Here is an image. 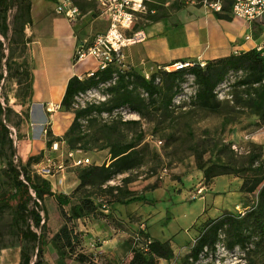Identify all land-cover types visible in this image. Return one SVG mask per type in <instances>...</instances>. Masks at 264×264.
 I'll return each mask as SVG.
<instances>
[{
	"label": "rangeland",
	"instance_id": "1",
	"mask_svg": "<svg viewBox=\"0 0 264 264\" xmlns=\"http://www.w3.org/2000/svg\"><path fill=\"white\" fill-rule=\"evenodd\" d=\"M24 1H30V4L33 2L34 30L30 22L24 26L23 36L12 37L13 43L9 46L13 52L11 62L19 64L22 58H25L28 67H32L34 76L38 78L47 70L42 64L46 50L51 46L49 36L42 35V11L50 9L52 15L61 16L55 13L54 7L63 0ZM75 1L83 18L80 20L79 16L70 24L90 41L105 28L100 23L98 11L93 4L84 0ZM191 5L200 6L178 0L168 7L159 6L157 15L160 19ZM17 13L16 8L8 13L10 24ZM222 15L232 18L229 11ZM77 21L81 22L77 24ZM152 21L147 15L138 17L134 28L144 29ZM174 29L171 27L172 32H175ZM249 29L252 36L251 46L264 47V26L255 23ZM8 36H11V32ZM0 40L5 43V49L2 51L5 57L9 53V42L1 35ZM33 41L35 42L32 46ZM53 42L52 45L55 46L57 41ZM169 43L171 50L167 57L174 54V47L181 46L178 36H170ZM145 48L144 42L129 48L137 55L136 63H131L129 58L123 57L122 51V58L116 63V69H119L117 71H134L145 79H149L152 73L163 71L162 66L157 67L154 62L138 61ZM47 52V66L50 72L58 63V58L55 57L56 50L48 49ZM4 60L3 58L0 62L3 75L6 73ZM199 61L205 62L200 59ZM83 63L81 65L86 68L95 67L90 58ZM246 77V72L228 73L215 89L219 106L213 110L201 108L195 103L194 79L185 70L178 81L180 88L167 110L163 109L162 95H156L143 117L123 106L113 110L111 115L93 112L92 118H81L76 129L79 137L74 146L82 151L83 157L89 159L87 165L108 163L110 146L134 143L136 151L140 152L139 165L129 172L114 176L107 184L121 186L140 198L124 204L113 203L109 202L112 200L111 196L101 193L96 187L77 188V176L84 166L66 167L63 172L47 176L52 192L66 195L69 205L60 207L50 196H44L42 200L46 211V264H79L73 261V253L76 252L85 254L91 264H126L130 258V249L141 247L143 240L137 236L138 231L149 232L153 239L159 241H169L173 256L166 260V264H264V236L256 233L250 237L244 248L236 246L229 250L225 248L224 233L220 232V240L214 251L207 249L196 262L187 257L204 227L205 220L224 212L242 216L256 203V192L243 193L239 188L242 182L240 177L251 179L252 175H259L264 178V167L256 171L258 163L264 160V84H244ZM25 83L26 81H23L18 86L13 79L0 81V101L5 97L12 110L7 123L11 138L15 142L14 156L10 159L20 161V157H23V163H26L29 157L35 159L26 166L29 175L35 178L38 174L34 161H42L44 156L53 155L46 147V141L51 139L60 142L64 139V133L72 123L73 112L65 111L61 106H54L52 103H42L44 111L36 110L35 106L26 100ZM114 83L115 77L85 93V96L80 97L81 100L74 97L73 108L80 109L91 104L110 105L115 93L108 89ZM136 93L147 100L141 89H137ZM129 120H137L139 124H121L122 121ZM17 121H20L18 126L15 125ZM101 147L104 148L100 149ZM61 149L66 150V145L61 144ZM250 151L260 155L251 168L244 162ZM234 154L240 161L235 165L237 176L227 174L206 182L196 168L197 158L225 165ZM7 159L6 152L0 162V195L12 190L11 180L6 174ZM56 159L60 160V157L57 156ZM127 176L131 181L123 186L121 180ZM153 185L156 187L151 188ZM85 197L95 203L96 215H86L75 221L69 220L67 213L71 205ZM12 216L10 209L0 211V264H17L19 250L24 245L17 237V228L12 224ZM63 226L80 232L81 236L79 245L73 249L63 248L67 255L72 253L71 256L59 258L55 245L60 242L55 235ZM36 232L39 233V230ZM112 236H116L114 240Z\"/></svg>",
	"mask_w": 264,
	"mask_h": 264
},
{
	"label": "trees",
	"instance_id": "2",
	"mask_svg": "<svg viewBox=\"0 0 264 264\" xmlns=\"http://www.w3.org/2000/svg\"><path fill=\"white\" fill-rule=\"evenodd\" d=\"M72 1L77 5L75 0ZM231 2L232 0L223 1L221 12L216 13L218 18L229 19L221 13L230 11ZM13 8H16L18 13L13 16L12 23L10 24L7 15ZM30 8V1L0 0V35L8 39V49L10 44L13 43L12 37L16 35L23 36L24 26L30 24ZM158 9L159 7L156 8L154 14L147 15V18L153 21L158 20ZM134 29L137 28L135 27ZM9 32H11L10 37L8 36ZM3 49H5L4 42L0 41V62L1 59H5L4 67L6 70L5 75H3L0 63V81L13 79L18 86L23 81H26L25 90L28 95L31 77L27 61L25 58H22L19 64L13 63L11 62L13 52L9 49L8 55L4 57L2 53ZM191 61H193V65L186 69L171 72L162 69L163 71L152 73L149 79H145L134 71H117L119 69H116L118 68L116 64L109 65L104 70H97L92 76L85 77L82 80L78 79L77 76L70 77L66 83L64 95L60 102V106L65 111L73 112L72 123L64 133V139H62L66 148L77 149L74 143L77 137H79L76 134L79 120L81 118H92L91 114L93 112L97 114L105 112L111 115L113 110L127 106L130 112L143 117L147 114L145 110L153 102V98L156 95H162L163 109L167 110L180 88L178 81L181 80L183 71L185 70L194 79L196 91L193 98L195 103L201 108L210 110L219 106L215 89L230 72H246L247 77L244 84H264V47L260 50L252 48L237 54L208 60L203 62V65L195 60ZM113 77H115V83L108 90L115 94L110 105L98 106L91 104L80 109L73 108L75 96L91 90L100 84L109 82ZM137 89L142 90L147 96V100L136 93ZM11 113L12 110L8 106L6 98L3 97L2 102L0 101V162L7 152L8 159L5 162L6 174L11 180L12 190L0 195V211L6 208L12 211V224L17 228V237L19 241L24 242V245L19 250L17 264H46L44 261V249L47 241L44 231L47 227L45 220L46 211L42 205V200L44 196H50L60 207L69 205V200L66 195L53 193L47 178L39 175L33 178L29 175L26 166L35 159L29 157L26 163L10 159V157L14 156L13 140L10 136L11 130L7 125ZM19 123L20 121H17L15 125L18 126ZM121 124L138 125L139 122L137 120H129L122 121ZM80 139L82 138L80 137ZM52 142L51 139H48L46 147L49 148ZM103 148L101 147L100 149ZM139 156L140 152L136 151L135 145L132 142L110 146L109 162L101 165L84 166L77 176L79 182L77 188L86 186L96 187L101 193L111 196L112 200L109 202L113 203L124 204L139 199L140 196L134 195L121 186L107 184L114 176L129 172L137 167L139 165ZM259 157V154L251 153L250 151L245 157L244 162L251 168ZM40 162L34 161V165ZM238 162L240 161L237 160L234 154L225 165L203 161L201 158H197L195 164L197 170L201 172L203 180L208 182L222 175L234 174L237 176L235 165ZM263 167L264 160H261L256 167V171H260ZM240 179L242 180L239 188L240 192H256L257 199L255 205L242 214V216L224 212L215 218L205 220L204 227L199 232L190 253L187 255L193 262H196L207 249L210 251L216 249V244L220 240V232L224 233L225 248L229 250H232L236 246L244 248L254 233L264 236V178L259 175H252L251 179L249 177H240ZM121 181L123 186H125L131 181V178L127 176ZM154 187L156 186L153 185L151 188ZM42 212L44 215H42ZM86 215H92L93 217L96 215V205L88 197L82 198L80 202L72 204L67 213V218L75 221ZM36 230H39V233ZM136 234L143 241L140 248L132 247L130 249V258L126 264H157L159 260H168L173 256V250L169 241L152 239L148 233H143L142 231H138ZM80 236V232L63 226L55 235V238L60 242V244L55 245L58 257L66 258L67 256H71L72 253L67 255L63 248L73 249L79 245ZM73 261L79 264H91L87 261V256L80 252L73 253Z\"/></svg>",
	"mask_w": 264,
	"mask_h": 264
},
{
	"label": "crops",
	"instance_id": "3",
	"mask_svg": "<svg viewBox=\"0 0 264 264\" xmlns=\"http://www.w3.org/2000/svg\"><path fill=\"white\" fill-rule=\"evenodd\" d=\"M88 3L95 6L92 2ZM199 5L198 7L191 5L185 9H179L169 16L152 21L144 29H141L145 34V40L140 43L144 42L146 48L143 54L140 53L138 61L148 60L154 62L157 67H163L174 61L200 59L206 62L255 47L251 46L252 40H245V36L249 35L250 30L249 25L245 21L233 17L231 19L218 18L216 13L208 7ZM47 9L45 8V10ZM48 10L46 12L42 11L40 20L43 25L42 35L49 36L51 46L48 49L56 50L57 54L55 57L58 58V63L55 66L49 64V66H53L49 72L47 66L49 54L47 49L42 64L47 67L46 72L37 78L32 72V67H29L31 85L30 93L26 96V100H29L38 111H44L41 107L42 103H52L54 106H60L68 79L72 76H77L80 80L84 79L87 71L94 69L81 65L84 63H74L73 61L74 49L76 45L87 40L85 35L82 36L80 31L74 30L67 19L62 16L52 15V10ZM224 13L222 12L221 14ZM30 16L34 30L32 1ZM81 18L83 16H80L78 19L81 20ZM98 18L100 19V23L106 28V21L101 19L99 12ZM80 22L77 21V24ZM171 27L175 28V32H172ZM170 36H178L181 46L174 47V54L167 57V53L171 50L169 43ZM54 40L57 41L55 46L52 45L54 44ZM34 42H32V46ZM132 46L123 49V57L129 58L131 63H136L137 55H134V52L129 50ZM30 57L32 60V50ZM24 160L23 157H20L21 163ZM115 237L112 236V240ZM150 238L152 237L150 236Z\"/></svg>",
	"mask_w": 264,
	"mask_h": 264
},
{
	"label": "built area",
	"instance_id": "4",
	"mask_svg": "<svg viewBox=\"0 0 264 264\" xmlns=\"http://www.w3.org/2000/svg\"><path fill=\"white\" fill-rule=\"evenodd\" d=\"M95 4L99 16L106 21L103 32L94 35L90 41H83L76 45L73 52L74 63H83L88 58L92 59L95 67L87 71L86 77L92 76L97 70H104L109 65L118 63L122 58L124 48L145 40V34L141 29H134V23L138 17L152 15L156 8L166 7L178 0H85ZM185 3L201 4L215 13L221 12L224 0H182ZM56 14L63 16L69 22H74L81 15L80 9L72 0H63L54 7ZM230 13L233 18L245 21L249 27L258 23L264 26V0H232ZM245 40H252V36L246 35ZM262 47L257 46V50ZM201 65L204 63L199 61ZM193 65V61H174L162 67L164 71H179ZM82 80V79H81ZM75 96L81 100L85 93ZM81 97V98H80ZM12 137V134H10ZM13 144L15 142L13 141ZM63 141H53L49 151L54 155L44 156L42 161L35 165L36 173L46 178L55 173L63 172L66 167L76 168L89 164V159L81 155L79 149H61ZM60 157V160L56 159ZM160 264H166L162 260Z\"/></svg>",
	"mask_w": 264,
	"mask_h": 264
},
{
	"label": "bare ground",
	"instance_id": "5",
	"mask_svg": "<svg viewBox=\"0 0 264 264\" xmlns=\"http://www.w3.org/2000/svg\"><path fill=\"white\" fill-rule=\"evenodd\" d=\"M50 110H52V109L50 108Z\"/></svg>",
	"mask_w": 264,
	"mask_h": 264
}]
</instances>
